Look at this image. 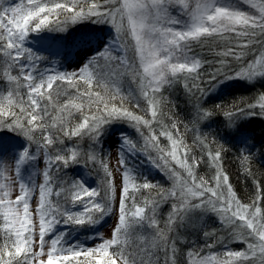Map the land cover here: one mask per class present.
<instances>
[{
	"label": "snow or ice",
	"instance_id": "obj_1",
	"mask_svg": "<svg viewBox=\"0 0 264 264\" xmlns=\"http://www.w3.org/2000/svg\"><path fill=\"white\" fill-rule=\"evenodd\" d=\"M62 17L64 23L86 19L108 23L114 39L76 71L41 73L36 67L41 58L24 42L30 33L64 30ZM216 37L226 42L217 53L225 58L219 63L228 69L217 70L223 79L264 78V0H19L3 7L0 81L7 87L0 88V127L19 130L30 146L37 144L45 167L42 183L24 182L21 168L33 159L28 148L12 164L0 160V264H161L160 253L163 264H179L177 242L183 239L179 229L195 227L196 215L202 221L209 213L231 232H238L246 248L234 251L224 243L222 253L207 254H202L203 248H191L187 264H264V187L256 182L251 202L242 203L220 165L221 149L213 152L206 139L197 137L194 144L202 153L197 157L193 146L185 142L181 123L172 116H168L170 123L163 120L162 90L193 73V79H199L202 62L193 53V42ZM246 53L252 58L246 59ZM228 57L236 61L235 67ZM129 74L139 95L122 90L120 77ZM219 80L213 74L209 84ZM192 87L198 86L193 83ZM246 108H259L264 115V91ZM236 113L245 114V109L237 108ZM236 113H224L229 126ZM211 115L197 108V120ZM115 121L134 128L144 144L141 148L123 137L113 169L111 157L101 155L94 145L104 126ZM184 128L187 131V125ZM160 137L168 144L162 145ZM72 138L92 143L81 151L78 146H66L65 141ZM125 152L147 153L172 187L141 179L128 166ZM205 155L215 168L211 179L197 175ZM81 161L86 168L99 165L104 174L99 186L91 188L59 175L61 169ZM145 192L149 195L144 196ZM168 201L171 210L161 227L159 209ZM109 215L115 217L110 236L99 235L95 247L65 245L64 233L57 231L61 224L94 225ZM213 234L203 233L205 238Z\"/></svg>",
	"mask_w": 264,
	"mask_h": 264
},
{
	"label": "trees",
	"instance_id": "obj_2",
	"mask_svg": "<svg viewBox=\"0 0 264 264\" xmlns=\"http://www.w3.org/2000/svg\"><path fill=\"white\" fill-rule=\"evenodd\" d=\"M8 2L18 3L19 0H9ZM90 24L95 25L90 26ZM53 27L55 28L57 26L54 24ZM60 28L64 30H43L30 33L27 39L51 37L53 40H57V42L59 41L61 45L65 46V49L70 50V46L78 39H84L98 34H102L109 38H113L115 35L110 24L95 22L94 19H86L73 24L70 20L64 23V18L62 17ZM225 44L226 42L219 37L205 40L200 44L193 42V53L202 62V67L198 70L200 78L193 79L196 75L193 73L192 76L187 79L181 78L179 82L174 83L171 87H165L162 90L164 99L161 108L164 113L163 120L165 123H170L168 116L174 117L181 123V132L184 133L185 142L193 146V151L197 157L202 155L200 147L194 144V140H196L197 137L206 139L213 152L217 149H221L220 165L223 171L229 176V182L233 190L242 203H250L256 191V182H259L261 187H264V115L260 114L259 108L247 109L246 104L252 102L253 98L257 96L259 92L264 91V78L256 79L251 82H233L222 87H217V83L223 80V76L219 75L217 70H220V72L228 71L227 68L219 63L221 59L225 58L217 55L218 52L224 50ZM128 55L131 57L132 53L129 52ZM251 55V53H246V59H251ZM47 57L49 56L47 55ZM226 59L235 67L236 61L232 60L231 57ZM37 70L39 71L38 67ZM0 71H2V69H0ZM58 71L65 72L61 69ZM13 74L15 75L16 73ZM213 74H217L220 80L219 82L209 84V79ZM193 83L198 87H192ZM120 84L124 92L136 91V94L139 95L138 85L132 83L130 74L121 76ZM5 87H7L6 83L0 81V88ZM131 87H133V90H131ZM199 89H204V91L201 92ZM63 99L64 98L61 97V100ZM141 102L143 103V101ZM218 105L220 107H217ZM198 107L202 110L211 112L212 115L197 120L196 111ZM237 108H244L245 114L236 113ZM134 111H136L137 114H141L139 110ZM226 111L236 113L232 117L233 123L231 126H229L228 117L224 114ZM248 111L255 112L256 114L249 115L247 114ZM148 118L150 119L151 117L149 116ZM78 120L79 114H77L76 117V121ZM118 122H120L122 127L129 128V138L142 148L143 143L135 139V129L125 122ZM184 125H187V131ZM102 133L98 142L103 136ZM0 137H12L10 139L23 143V150L28 148L30 154L38 150L37 154L39 153V155H41L40 157L44 164L43 152L40 151L39 146L35 143L30 146L29 142L19 130L16 131L7 127H0ZM160 141L162 145L168 144L167 139L164 137H160ZM91 143L92 142L87 139L80 140L78 138L65 141L66 146H78L81 151H86ZM94 147L100 151L97 144H95ZM245 155L248 156L247 161L243 160ZM204 160L205 163H202L197 169V175L204 176L206 179H211L215 175V168L211 167L207 162L206 155L204 156ZM138 161L145 160L138 158ZM173 166L175 167V165ZM177 171L185 176L187 175L179 168H177ZM83 174L95 182V187L102 183L104 174L103 171L99 169V165H97L96 169H92L91 165L86 168L83 161H81V163L69 164L68 167L61 169L59 173L65 180L69 181L72 179L80 180V175L84 176ZM53 175H57L55 169H53ZM143 179L154 184H160L165 188L172 186V181L167 178L164 172L158 176L146 175ZM148 195V192L144 193V196ZM152 195H155V193L153 192ZM55 198V196L52 197L53 200H55ZM78 207L79 206H77V210ZM167 211H170L167 205L159 209L161 226H164V221L168 214ZM193 223L195 227L188 225L187 227L179 229L183 238L182 241L177 242V258L179 264H187V252L191 248H203V252L205 253H222L224 250V243H226L231 247H228L231 250L237 251L244 249L239 247V244H242V242L234 244L227 243L226 238L220 239V235L223 232L221 227L215 226L211 216H206L201 221L199 219V214H197ZM201 225L203 226L201 227ZM95 227L96 225L70 226L61 224L57 226V231L64 233V237L72 236L75 241L72 245L90 247L87 239L88 236L90 237V234L94 232L93 230ZM205 231L214 234L205 238L203 235ZM220 241H223V243H220ZM0 243H3L2 239H0ZM207 243H213L215 246L212 249H208L205 247Z\"/></svg>",
	"mask_w": 264,
	"mask_h": 264
},
{
	"label": "rangeland",
	"instance_id": "obj_3",
	"mask_svg": "<svg viewBox=\"0 0 264 264\" xmlns=\"http://www.w3.org/2000/svg\"><path fill=\"white\" fill-rule=\"evenodd\" d=\"M8 1L9 0H0V11H2L3 7H8L14 4ZM242 7L245 10H249L246 5H242ZM94 25L95 24H90V26H94ZM113 39H106L102 35L89 36L84 39H78L75 43H73L70 46V50L65 49V46L61 45L59 41L51 42L49 37H35L33 39L26 38L24 44L36 56L41 58L36 65V67L39 68V72L43 73L45 71H51V70L58 71L60 69L65 72H71L78 70L83 64H85L89 60L90 57L94 56L97 52L103 51L106 46H110L112 44ZM120 54L123 55V51H121ZM47 55L49 57H47ZM51 56H55V57H51ZM241 81H247V80L223 79L221 80V82L217 83V87H222L226 84H230L233 82H241ZM131 90H133V87H131ZM129 133H130L129 128L122 127L120 125V122L118 121L109 123L104 126L102 133L103 136L100 139V141L97 143V146L99 147V150L102 153V155H107L111 157L109 163L113 169H115V165H116V153L118 150L121 149L122 138L129 137ZM10 138L0 137V160L6 161L8 164H12L13 162H15L19 154L22 151H24L23 143H20ZM135 139L144 144L143 139L137 133L135 135ZM37 151L31 153L33 159L26 162L21 168L20 178L24 182H36L37 184L43 182V176L41 172L43 171L45 166L42 162V158L40 157L41 155H39V153L37 154ZM151 154L153 156L157 155V153L154 150H152ZM124 157L126 159L128 166L133 168L136 174L141 179L145 178L146 175L158 176L162 174V172L157 167H155L152 164V162L148 159L147 153L145 152H140V153L125 152ZM138 158L143 159L145 161H138ZM42 164L43 166L41 167ZM39 173H41V175H39ZM115 175L117 179V188H119V173L115 172ZM80 180L83 181L88 187L91 188L95 187V182H93V180L88 178L86 175L84 176L80 175ZM171 187L172 186H169V188ZM118 195L119 193L117 191V197ZM36 199L38 200V192ZM166 205L168 206V210H171L170 209L171 201L163 203L161 207ZM32 207L33 208L35 207V203H33ZM168 212L169 211H167V213ZM206 216H211L212 221L215 223V226L221 227L223 233L220 235V239L226 238L227 243H234V244H238L242 242L239 238L238 232L236 233L231 232V230L225 227L216 216L210 213L205 215L204 217ZM114 223H115V217L109 215V216H105L97 224H94L96 225L95 229L93 230L94 232L91 233L92 235L90 234V237L88 236L87 239L89 246L95 247V245L100 242L99 235H103L105 238L109 237ZM38 231L39 229L37 226L36 228L37 239H38ZM144 234L150 235V233H144ZM74 242L75 241L72 236L64 237L65 245H72ZM239 247L246 248V244L242 242V244H239ZM203 254H207V253L203 252ZM161 264H163L162 260H161ZM256 264H259V261H256Z\"/></svg>",
	"mask_w": 264,
	"mask_h": 264
},
{
	"label": "bare ground",
	"instance_id": "obj_4",
	"mask_svg": "<svg viewBox=\"0 0 264 264\" xmlns=\"http://www.w3.org/2000/svg\"><path fill=\"white\" fill-rule=\"evenodd\" d=\"M98 35H102V34H98ZM104 38H106V39H113V38H109V37H106V36H104V35H102ZM50 38V41L51 42H54V41H57V40H53L51 37H49ZM85 139H87V138H85ZM160 259L163 261V253H160Z\"/></svg>",
	"mask_w": 264,
	"mask_h": 264
}]
</instances>
